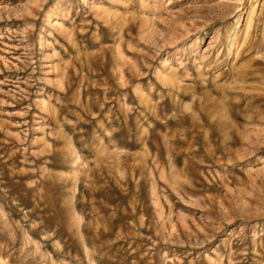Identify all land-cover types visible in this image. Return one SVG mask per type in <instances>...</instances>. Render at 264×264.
Returning a JSON list of instances; mask_svg holds the SVG:
<instances>
[{
	"label": "rangeland",
	"instance_id": "374dc122",
	"mask_svg": "<svg viewBox=\"0 0 264 264\" xmlns=\"http://www.w3.org/2000/svg\"><path fill=\"white\" fill-rule=\"evenodd\" d=\"M0 264H264V0H0Z\"/></svg>",
	"mask_w": 264,
	"mask_h": 264
}]
</instances>
